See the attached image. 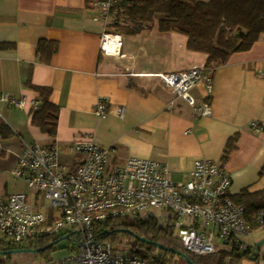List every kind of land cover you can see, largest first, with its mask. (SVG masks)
<instances>
[{"label": "crops", "instance_id": "0c3cea01", "mask_svg": "<svg viewBox=\"0 0 264 264\" xmlns=\"http://www.w3.org/2000/svg\"><path fill=\"white\" fill-rule=\"evenodd\" d=\"M96 1L0 0V93L41 98L34 87H48L51 101L60 108L52 137L33 124L30 108L0 102L9 132L1 138L17 141L15 158L23 150L22 139L57 143L71 153L73 142L84 137L114 147L117 163L130 157L155 160L170 168L174 180L180 178L175 181L187 182L197 160L222 163L228 141L237 135L225 164L232 179L230 193L263 189L264 130H254L252 123L264 126V38L214 70L213 112L202 116L159 83L156 74L203 65L207 56L189 50L184 34L161 32L158 20L138 33H120L121 54L108 55L102 50L104 23L93 19L99 12ZM42 39L59 43L49 63L38 52ZM193 95L203 101L205 85L199 84ZM101 97L110 107L124 106V116L114 111L97 116L94 109ZM4 152L0 155L6 156ZM75 157L62 159L77 165ZM244 241L253 264H264V228Z\"/></svg>", "mask_w": 264, "mask_h": 264}, {"label": "built area", "instance_id": "2783aa9c", "mask_svg": "<svg viewBox=\"0 0 264 264\" xmlns=\"http://www.w3.org/2000/svg\"><path fill=\"white\" fill-rule=\"evenodd\" d=\"M121 1L93 3L99 9L93 19L105 26L102 50L108 55L121 54V34L115 30L121 23ZM213 73L214 69L203 64L158 73L156 77L196 114L208 116L213 112ZM199 84H204L207 90L203 101L193 95ZM0 102L11 108H30L33 112L42 105L40 97H17L9 92L0 93ZM113 111L124 116L125 107H110L105 97L98 100L94 109L102 118ZM0 122L7 124L1 109ZM252 128L264 130L257 121L252 123ZM22 141L23 150L10 174L26 183L34 195L0 192V237L17 247L41 236L68 235L76 244L68 254L52 257L47 264H159L128 248L98 239L96 226L120 216L156 220L160 226L173 230L186 249L197 255L213 254L218 249L249 248L244 237L253 231L252 225L246 219L245 208L233 201L231 175L220 162L199 159L190 179L178 182L166 164L137 157L117 163L116 149L93 139L82 137L73 142L77 165L63 161L57 143ZM256 221L264 223V210L257 214Z\"/></svg>", "mask_w": 264, "mask_h": 264}, {"label": "trees", "instance_id": "16d2710c", "mask_svg": "<svg viewBox=\"0 0 264 264\" xmlns=\"http://www.w3.org/2000/svg\"><path fill=\"white\" fill-rule=\"evenodd\" d=\"M121 23L115 27L118 33H138L158 20L161 32L176 31L187 36V48L207 56L205 66L216 69L225 65L233 53L247 51L264 38V0H122L119 2ZM3 48L7 44L2 45ZM59 49L57 41L42 39L38 52L45 63ZM41 94V108L32 113V122L42 132L55 137L57 134L60 108L51 101V88L35 86ZM5 124H0V138L9 132ZM237 135L227 144L222 159L225 167L231 151L236 146ZM233 201L245 208V216L253 230L264 228V223L256 221L257 214L264 210V188L258 191L244 189L231 195ZM97 237L131 252L154 259L159 264H191L178 252H183L196 264H243L252 251L239 249H218L213 254L197 255L186 249L174 231L162 227L154 219L111 218L96 226ZM61 236L46 235L28 240L29 246H10L0 239V252L29 248L53 250L52 242ZM145 238L147 241L142 240ZM177 250L159 248L157 244ZM264 257V255H263Z\"/></svg>", "mask_w": 264, "mask_h": 264}, {"label": "rangeland", "instance_id": "374dc122", "mask_svg": "<svg viewBox=\"0 0 264 264\" xmlns=\"http://www.w3.org/2000/svg\"><path fill=\"white\" fill-rule=\"evenodd\" d=\"M210 1V0H203ZM124 33V32H122ZM193 59V58H191ZM187 59H183V63H186ZM17 141H8L6 139L0 138V152H4L6 156L0 155V192L4 194H10L14 192H25L30 196L34 195V190H32L26 183L13 177L10 174V170L16 162L15 152ZM76 153L72 151L71 153L61 152L62 158L64 160L72 159ZM65 162V161H64ZM180 179L175 177V180ZM35 197V196H34ZM42 203H46L44 198H41ZM63 236V235H61ZM4 240V238L0 237ZM76 243L71 239L67 238L54 245V249L45 251H16L9 254L0 253V264H47L48 260L52 257L59 258L65 254H68L70 247L74 246ZM29 246V242H25L22 247ZM179 264H184L182 259L179 260ZM243 264H253V261L249 257L245 258Z\"/></svg>", "mask_w": 264, "mask_h": 264}, {"label": "water", "instance_id": "95a60500", "mask_svg": "<svg viewBox=\"0 0 264 264\" xmlns=\"http://www.w3.org/2000/svg\"><path fill=\"white\" fill-rule=\"evenodd\" d=\"M67 238H68V235H64V236L60 237L59 239L55 240L54 242H52V243L50 244V246H53V245L59 243L60 241H62V240H64V239H67ZM142 240L147 241L145 238H142ZM157 246H158L159 248H162V249H166V250H169V251L177 252V250H174V249H172V248L166 247V246H164V245H162V244H159V243L157 244ZM46 248H47V247H43V248H39V249L21 248V249H14V250H11V251H1L0 253H3V254H9V253H11V252H16V251H41V250L46 249ZM178 253H179L180 256H182L183 258H185V259H186L188 262H190L191 264H196L194 261H192V260L189 258V256H188L187 254H185V253H183V252H178ZM254 259H257V257L254 258Z\"/></svg>", "mask_w": 264, "mask_h": 264}]
</instances>
